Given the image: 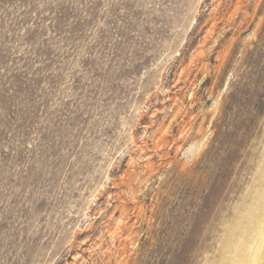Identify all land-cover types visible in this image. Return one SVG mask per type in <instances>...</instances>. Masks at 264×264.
I'll return each mask as SVG.
<instances>
[{
    "label": "rangeland",
    "instance_id": "1",
    "mask_svg": "<svg viewBox=\"0 0 264 264\" xmlns=\"http://www.w3.org/2000/svg\"><path fill=\"white\" fill-rule=\"evenodd\" d=\"M263 213L264 0H0V264H227Z\"/></svg>",
    "mask_w": 264,
    "mask_h": 264
},
{
    "label": "bare ground",
    "instance_id": "2",
    "mask_svg": "<svg viewBox=\"0 0 264 264\" xmlns=\"http://www.w3.org/2000/svg\"><path fill=\"white\" fill-rule=\"evenodd\" d=\"M246 226L245 228H247ZM255 226H256L255 229L252 226L254 230L253 231L251 230L252 232L250 235V240L249 241L247 240V242L245 243H243L242 241L241 246L240 247L238 246L239 247L238 249L236 247V251L228 255V257L229 256L230 257L229 259L226 258L227 264H264V217L258 219L256 221Z\"/></svg>",
    "mask_w": 264,
    "mask_h": 264
}]
</instances>
